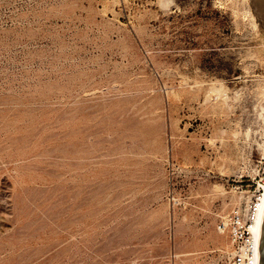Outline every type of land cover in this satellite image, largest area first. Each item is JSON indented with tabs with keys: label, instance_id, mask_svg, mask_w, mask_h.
I'll return each mask as SVG.
<instances>
[{
	"label": "rangeland",
	"instance_id": "1",
	"mask_svg": "<svg viewBox=\"0 0 264 264\" xmlns=\"http://www.w3.org/2000/svg\"><path fill=\"white\" fill-rule=\"evenodd\" d=\"M263 164L264 0H0V264H226Z\"/></svg>",
	"mask_w": 264,
	"mask_h": 264
},
{
	"label": "built area",
	"instance_id": "2",
	"mask_svg": "<svg viewBox=\"0 0 264 264\" xmlns=\"http://www.w3.org/2000/svg\"><path fill=\"white\" fill-rule=\"evenodd\" d=\"M241 190L243 199L221 215L219 232L228 233L231 249L226 264H258L259 233L264 213V164L255 179Z\"/></svg>",
	"mask_w": 264,
	"mask_h": 264
},
{
	"label": "bare ground",
	"instance_id": "3",
	"mask_svg": "<svg viewBox=\"0 0 264 264\" xmlns=\"http://www.w3.org/2000/svg\"><path fill=\"white\" fill-rule=\"evenodd\" d=\"M197 83H198V82H197ZM200 85H201V84H200ZM81 106H82V105H81ZM75 109H76V108H75ZM84 109H85V108H84ZM89 109H90V108H89ZM97 109H98V108H97ZM97 109H96V110H97ZM112 109H113V108H112ZM114 109L116 110L117 108L115 107ZM78 110H79V109H78ZM115 110H114V111H115ZM119 110H120V109H119ZM119 110H118V111H119ZM73 111H74V110H73ZM85 111H86V110H85ZM97 111H99V110H97ZM100 111H102V110H100ZM103 111H104V110H103ZM65 112H66V111H65ZM77 112H78V111H77ZM81 112H82V111H80V113H81ZM119 112H120V111H119ZM109 113H110V112H109ZM116 113H117V112H116ZM121 113H122V112H121ZM121 113H120V114H121ZM128 113H129V112H128ZM65 114H66V113H65ZM65 114H64V116H65ZM69 114H70V113H69ZM76 114H77V113H76ZM82 114H83V113H82ZM88 114H89V113H88ZM124 114H127V113H124ZM60 115H62V113H61ZM60 115H59V116H60ZM110 115H111V113H110ZM116 115H117V114H116ZM102 116H103V115H102ZM102 116H101V117H102ZM112 116H113V115H112ZM120 116H121V115H120ZM124 116H125V115H124ZM69 117H70V116H69ZM69 117H67V118H69ZM73 117H74V116H73ZM89 117H90V116H89ZM101 117H100V118H101ZM115 117H116V116H115ZM121 117H122V116H121ZM121 117H120V118H121ZM128 117L131 118L130 116H128ZM65 118H66V117H65ZM76 118H77V117H76ZM85 118H86V117H85ZM94 118H95V116H94ZM106 118H107V117H106ZM106 118H105V119H106ZM110 118H111V116H110ZM120 118H119V119H120ZM62 119H63V118H62ZM91 119H92V118H91ZM108 119H109V117H108ZM114 119H115V118H114ZM116 119H117V118H116ZM58 120H59V118H58ZM72 120H74V119H72ZM117 120H118V119H117ZM127 120H128V119H127ZM132 120H133V119H132ZM59 121H60V120H59ZM64 121H65V120L63 119V122H64ZM91 121H92V120H91ZM100 121H101V120H100ZM109 121H110V120H109ZM109 121H108V122H109ZM130 121H131V120H130ZM56 122H57V121H56ZM101 122H102V121H101ZM104 122H105V121H104ZM112 122H113V121H112ZM112 122H111V123H112ZM114 122H115V121H114ZM132 122H133V121H132ZM60 123H61V122H60ZM67 123H68V122H67ZM90 123H91V122H90ZM98 123L101 124L100 122H98ZM128 123H129V122H128ZM134 123H135V122H134ZM134 123H133V124H134ZM53 124H54V123H53ZM53 124H51V126H52ZM65 124H66V123H65ZM91 124H92V123H91ZM131 124H132V123H131ZM60 125H61V124H60ZM95 125H96V124H95ZM95 125H94V126H95ZM111 125H112V124H111ZM118 125H119V124H118ZM128 125H129V124H128ZM66 126H67V124H66ZM83 126H84V124H83ZM97 126H98V125H97ZM97 126H96V130H97ZM59 127H60V126H59ZM77 127H78V126H77ZM90 127H91V126H90ZM92 127H93V126H92ZM105 127H106V126H105ZM32 128H33V127H32ZM35 128H36V127H35ZM52 128H53V127H52ZM127 128H128V126H127ZM39 129H40V128H39ZM39 129H38V130H39ZM62 129H63V128H62ZM85 129H86V128H85ZM85 129L83 128V130H85ZM101 129H102V128H101ZM68 130H69V129H68ZM78 130H80V129H77L76 131H78ZM86 130H88V129H86ZM89 130H90V129H89ZM96 130H95V131H96ZM39 131H40V130H39ZM80 131H81V130H80ZM105 131H106V130H105ZM107 131H108V130H107ZM33 132H34V131H33ZM57 132H58V131H57ZM65 132H66V130H65ZM65 132H64V133H65ZM64 133H62L61 135H63ZM67 133H68V132H67ZM73 133H74V132H73ZM83 133H85V132H83ZM94 133H95V132H93V134H94ZM106 133H107V132H106ZM29 134H30V132H29ZM42 134H43V133H42ZM50 134H52V133L50 132ZM74 134H75V133H74ZM77 134H78V133H77ZM88 134H89V132H88ZM98 134H99V132H98ZM100 134H101V133H100ZM104 134H105V133H104ZM24 135H25V134H24ZM34 135H35V137L37 136L36 134H34ZM47 135H48V134H47ZM47 135H45V137H47ZM52 135H53V134H52ZM54 135H56V133H55ZM57 135H60V132H59V134H57ZM64 135H66V134H64ZM67 135H68V134H67ZM67 135H66V136H67ZM69 135H70V134H69ZM96 135H97V134H96ZM20 136H21V135H20ZM28 136H29V135H28ZM49 136H50V135H49ZM70 136H71V135H70ZM94 136H95V134L93 135V137H94ZM22 137H23V136H22ZM33 137H34V136H33ZM60 137H61V136H60ZM85 137H86V136H85ZM88 137H89V136H88ZM111 137H112V136H111ZM16 138H17V137H16ZM26 138H27V137H25V139H26ZM30 138H31V136H30ZM77 138H78V137H77ZM89 138H90V137H89ZM89 138H88V139H89ZM96 138H97V136H96ZM99 138H100V137H99ZM18 139H19V138H18ZM37 139H38V138H37ZM43 139H45V138H43ZM74 139H75V138H74ZM83 139H84V138H83ZM100 139H101V138H100ZM103 139H104V137H103ZM108 139H110V138H108ZM113 139H114V138H113ZM22 140H23V138H22ZM22 140H20V141H22ZM34 140H35V139H34ZM110 140H112V139H110ZM25 141H26V140H25ZM28 141H31V140H28ZM47 141H48V140H47ZM55 141H56V140H55ZM55 141H54V142H55ZM57 141H58V139H57ZM72 141H73V140H72ZM88 141H89V140H88ZM103 141L107 142L106 140H103ZM117 141H118V140H117ZM37 142H38V141H37ZM42 142H45V141H42ZM70 142H71V141H70ZM80 142H81V141H80ZM84 142H85V141H84ZM84 142H83V143H84ZM90 142H91V141H90ZM93 142H94V141H93ZM95 142H96V141H95ZM114 142H115V141H114ZM72 143H73V142H72ZM76 143H77V141H76ZM86 143H87V142H86ZM91 143H92V142H91ZM97 143H99V142H97ZM111 143H112V142H111ZM16 144H17V143H16ZM18 144H19V143H18ZM32 144H33V143H32ZM51 144H52V143H51ZM59 144H60V142H59ZM61 144H62V143H61ZM69 144H70V143H69ZM79 144H80V143H79ZM87 144H88V143H87ZM100 144H101V143H100ZM102 144H103V142H102ZM118 144H119V143H118ZM120 144H121V143H120ZM21 145H24V144H21ZM28 145H31V144H28ZM39 145H40V144H39ZM44 145H45V144H44ZM53 145H54V144H53ZM62 145H63V144H62ZM62 145H61V146H62ZM90 145H91V144H90ZM98 145H99V144H98ZM104 145H105V144H104ZM109 145H111V144H109ZM114 145H115V144H114ZM25 146L27 147V145H25ZM36 146H37V145H36ZM42 146H43V145H42ZM48 146H49V145H48ZM50 146H51V145H50ZM57 146H58V145H56V147H57ZM67 146H68V145H67ZM74 146H75V145H74ZM76 146H77V145H76ZM83 146H85V145H83ZM87 146H88V145H87ZM92 146H93V145H92ZM115 146H116V145H115ZM120 146H121V145H120ZM44 147H45V146H44ZM56 147H55V148H56ZM89 147H90V146H89ZM89 147H88V148H89ZM96 147H97V146H95L94 149H96ZM112 147H113V146H112ZM22 148H23V147H22ZM34 148H35V147H34ZM45 148H47V147H45ZM75 148H76V147H75ZM102 148H103V147H102ZM102 148H101V149H102ZM109 148H110V147H109ZM28 149H29V148H28ZM38 149H39V147H38ZM38 149H37L36 151H38ZM41 149H42V148H41ZM47 149H50V148H47ZM58 149H59V148H58ZM60 149H63V148L60 147ZM84 149H85V148H84ZM86 149H87V148H86ZM90 149H91V148H90ZM99 149H100V147H99ZM101 149H100V150H101ZM117 149H118V148H117ZM120 149H121V148H120ZM43 150H45V149H43ZM80 150H82V149H80ZM118 150H119V149H118ZM53 151H54V150H53ZM65 151H67V150H65ZM68 151L70 152L69 149H68ZM73 151L75 152L74 149H73ZM90 151H91V150H90ZM96 151H97V149H96ZM101 151H102V150H101ZM109 151H110V150H109ZM111 151H112V150H111ZM42 152H43V151H42ZM45 152H46V151H45ZM45 152H43V153H45ZM47 152H48V150H47ZM51 152H52V151H51ZM51 152H50V153H51ZM76 152H77V151H76ZM76 152H75V153H76ZM78 152H79V151H78ZM81 152H82V151H81ZM85 152H86V151H85ZM85 152H84V153H85ZM94 152H95V150H94ZM98 152H99V151H98ZM98 152H97V153H98ZM114 152H115V151H114ZM117 152H118V151H116V153H117ZM119 152H121V151H119ZM119 152H118V153H119ZM36 153H37V152H36ZM40 153H41V152H40ZM87 153H88V152H87ZM91 153H92V151H91ZM104 153H105V152H104ZM61 154L63 155V153H61ZM108 154H109V153H108ZM108 154H107V155H108ZM110 154H112V153H110ZM91 155H92V154H90V156H91ZM98 155H99V154H98ZM105 155H106V154H105ZM107 155H106V156H107ZM113 155H114V154H113ZM43 156H44V155H43ZM60 156H61V155H60ZM60 156H59V157H60ZM71 156H72V155H70L69 157H71ZM73 156H74V155H73ZM85 156H86V155H85ZM87 156H89V155L87 154ZM93 156H94V155H93ZM96 156H97V155H96ZM103 156H104V155H102V157H103ZM34 157H35V156H34ZM51 157H53V156L51 155ZM57 157H58V156H57ZM64 157H65V156H64ZM75 157H76V156H74V158H75ZM77 157H81V156H77ZM77 157H76V158H77ZM91 157H92V156H91ZM37 158H38V157H37ZM54 158H56V157H54ZM62 158H63V157H62ZM65 158H66V157H65ZM59 159H61V158H59ZM85 159H86V158H85ZM98 159H99V157H98ZM114 159H115V158H114ZM117 159H118V158H117ZM43 160H44V159H43ZM52 160H53V159H52ZM78 160H79V159H78ZM104 160H105V159H104ZM107 160H108V159H107ZM40 161H41V160H40ZM63 161H64V160H63ZM111 161H112V160H111ZM120 161H121V160H120ZM56 162H57V161H56ZM66 162H67V161H66ZM99 162H100V161H99ZM40 163H41V162H40ZM44 163H46V162H44ZM44 163H43V164H44ZM81 163H82V162H81ZM96 163H97V162H96ZM107 163H109V162H107ZM116 163H117V162H116ZM48 164L51 165V163H48ZM67 164H68V163H67ZM77 164H78V166H79V163H77ZM50 165H49V166H50ZM72 165H73V164H72ZM89 165H90V163H89ZM42 166H43V165H42ZM49 166H48V167H49ZM59 166H60V165H59ZM80 166H81V165H80ZM80 166H79V167H80ZM84 166H85V165H84ZM32 167L34 168L35 166H32ZM36 168H38V170H39V167H36ZM56 168H57V167H56ZM68 168H69V167H68ZM44 169H45V168H44ZM49 169H50V168H49ZM41 170H42V169H41ZM77 170H78V169H77ZM45 171H46V170H45ZM48 171H49V170H48ZM53 171H54V170H52V172H53ZM55 172H56V171H55ZM63 172H64V171H63ZM38 173H39V172H38ZM46 174H47V173H46ZM47 175H48V174H47ZM49 175H50V174H49ZM49 175H48V176H49ZM59 175H60V174H59ZM50 176H51V175H50ZM54 176L56 177V175H54ZM52 178H53V177H52ZM52 178H51V179H52ZM54 179H55V178H54ZM41 180H42V179H41ZM56 180H57V179H56ZM51 182H52V181H51ZM46 183H47V182H46ZM55 186H57V185H55ZM55 186H54V187H55ZM50 188H51V187H50ZM56 188H57V187H56ZM214 188L216 189V187H214ZM214 188H213V189H214ZM60 189H61V188H60ZM73 189H74V188H73ZM76 189H77V187H76ZM78 189H79V188H78ZM83 189H84V188H83ZM88 189H89V188H88ZM92 189H93V188H92ZM92 189H91V190H92ZM40 190H41V189H40ZM51 190H52V188H51ZM61 190H62V189H61ZM80 190H81V189H80ZM221 190H222V189H221ZM221 190H220V191H221ZM23 191H24V190H23ZM55 191H56V190H55ZM55 191H54V192H55ZM57 191H58V190H57ZM62 191H64V190H62ZM62 191H61V192H62ZM68 191H69V189H68ZM73 191H74V190H73ZM77 191H79V190H77ZM87 191H88V190H87ZM93 191H94V190H93ZM215 191H217V190H215ZM220 191H219V192H220ZM39 192H40V191H39ZM64 192H66V191H64ZM71 192H72V191H71ZM80 192H81V191H80ZM219 192H218V193H219ZM21 193H22V192H21ZM37 193H38V192H37ZM40 193H41V192H40ZM45 193H46V191H45ZM52 193H53V192H52ZM62 193H63V192H62ZM73 193H74V192H73ZM93 193H96V192H93ZM220 193H222V192H220ZM24 194H25V193H24ZM34 194H35V193H34ZM49 194H51V193L49 192ZM68 194H69V193H68ZM40 195H41V194H40ZM45 195H46V194H45ZM47 195H48V194H47ZM60 195H61V193H60ZM75 195H76V194H75ZM87 195H88V194H87ZM92 195H93V194H92ZM35 196H36V194H35ZM51 196H52V195H50V197H51ZM64 196H65V195H64ZM93 196H94V195H93ZM18 197H19V196H18ZM26 197H27V196H26ZM30 197H31V196H30ZM37 197H38V196H37ZM41 197H42V196H40V199H43V198H41ZM47 197H48V196H47ZM54 197H55V196H54ZM65 197H68V196H65ZM82 197H83V194H82ZM88 197H89V195H88ZM15 198H16V197H15ZM27 198H29V197H27ZM48 198H49V197H48ZM48 198H46V199H48ZM51 198H52V197H51ZM56 198L58 199V197H56ZM71 198H72V197H71ZM78 198H79V195H78ZM83 198H84V197H83ZM83 198H81V199H83ZM91 198H94L93 200H96L95 197H91ZM97 198H98V197H97ZM22 199H23V198L21 197V200H22ZM30 199H31V198H30ZM38 199H39V198H38ZM74 199H75V198H74ZM81 199H80V200H81ZM18 200H19V199H18ZM24 200H25V199H24ZM24 200H23V201H24ZM27 200H28V199H27ZM34 200H36V199H34ZM69 200H70V199H69V197H68V201H69ZM88 200L90 201V199H88ZM19 201H20V200H19ZM43 201H44V200H43ZM66 201H67V199H66ZM75 201H76V200H75ZM86 201H87V200H86ZM237 201H238V200H237ZM21 202H22V201H21ZM31 202L33 203V201H31ZM34 202H35V201H34ZM47 202H48V201H47ZM53 202H54V201H53ZM55 202H56V200H55ZM57 202H58V201H57ZM91 202H92V200H91ZM25 203H26V202H25ZM32 203H31V204H32ZM50 203H51V202H50ZM67 203H69V202H67ZM79 203H80V202H79ZM20 204H21V203H20ZM33 204H35V203H33ZM33 204H32V205H33ZM39 204H40V203H39ZM44 204H45V203H44ZM52 204H53V203H52ZM59 204H61V203H59ZM97 204H98V203H97ZM97 204H96V205H97ZM21 205H22V204H21ZM23 205H24V204H23ZM28 205H29V204H28ZM50 205H51V204H50ZM53 205H54V204H53ZM61 205H63V204H61ZM79 205L81 206V204H79ZM83 205H84V204H83ZM87 205H88V204H87ZM93 205H94V204H93ZM233 205H234V203H233ZM25 206H26V205H25ZM29 206H30V205H29ZM29 206H26V207H29ZM40 206H41V205H40ZM45 206H46V205H45ZM64 206H65V205H64ZM64 206H61V208L64 207ZM69 206H70V204H69ZM91 206H92V205H91ZM99 206H100V205H99ZM21 207H22V206H21ZM30 207H31V206H30ZM65 207H66V206H65ZM92 207H93V206H92ZM61 208H60V211H61ZM70 208H71V206H70ZM79 208H80V207H79ZM22 209H23V208H22ZM24 209H25V208H24ZM27 209H28V208H27ZM65 209H66V208H65ZM65 209H63V210H65ZM88 209H89V208H88ZM96 209H97V208H96ZM98 209H99V208H98ZM20 210H21V209H20ZM31 210H32V209H31ZM37 210H38V209H37ZM47 210H49V209H47ZM55 210H56V209H55ZM71 210H72V209H71ZM91 210H92V209H91ZM23 211H24V210H23ZM29 211H30V208H29ZM32 211H33V210H32ZM38 211H39V210H38ZM66 211H67V210H66ZM69 211H70V210H69ZM49 212H50V211H48V213H49ZM52 212H53V211H52ZM92 212H93V210L91 211V213H92ZM94 212H95V211H94ZM96 212H97V211H96ZM22 213H23V212H22ZM54 213H55V212H54ZM61 213H62V212H61ZM80 213H81V212H80ZM84 213H85V212H84ZM87 213H88V212H87ZM24 214H25V212H24ZM30 214H31V213H30ZM30 214H27V215H30ZM44 214H46L45 211H44ZM66 214H67V213H66ZM93 214H94V213H93ZM50 215H52V214H50ZM67 215H68V214H67ZM73 215H74V214H73ZM80 215H81V214H80ZM91 215H92V214H91ZM21 216H22V215H21ZM52 216L54 217V214H53ZM52 216H50V217H52ZM58 216H59V214H58ZM58 216L56 215L55 217H58ZM60 216H63V214H61ZM65 216H66V215H65ZM75 216H76V215H75ZM28 217H29V216H28ZM32 217H33V216H32ZM48 217H49V216H48ZM53 217H52V218H53ZM55 217H54V218H55ZM68 217H69V216H68ZM80 217H81V216H80ZM17 218H18V217H17ZM22 218H23V217H22ZM33 218H34V217H33ZM52 218H51V221H52ZM54 218H53V219H54ZM58 218H59V217H58ZM70 218H71V217H70ZM78 218H79V217H78ZM34 219H35V218H34ZM38 219H39V218H38ZM38 219L36 220L37 222H38ZM48 219H49V218H48ZM56 219H57V218H55L54 220H56ZM73 219H74V218H73ZM75 220H76V219H75ZM67 221H68V220H67ZM67 221H66V222H67ZM26 222H27V221H26ZM29 222H30V221H29ZM31 222H32V221H31ZM31 222H30V223H31ZM34 222H35V220H34ZM37 222H36V223H37ZM39 222H40V221H39ZM39 222H38V223H39ZM42 222H43V221H42ZM45 222H46V221H45ZM54 222H56V221H53V223H54ZM71 222H72V221H71ZM71 222H69V223H71ZM76 222H80V221H76ZM46 223H48V222H46ZM69 223H68V225H69ZM72 223H73V222H72ZM72 223H71V224H72ZM19 224H20V223H19ZM23 224H24V223H23ZM41 224H42V223H41ZM50 224H51V223H50ZM62 224H63V223H62ZM65 224H66V223L64 222L63 225H65ZM71 224H70V225H71ZM30 225H31V224H30ZM30 225L26 223V227H27V226H30ZM33 225H35V224H33ZM45 225H46V224H45ZM76 225H77V224H76ZM18 226H19V225H18ZM24 226H25V225H23V227H24ZM43 226H44V225H43ZM50 226H51V225H50ZM40 227H42V225H41ZM47 227H48V226H47ZM65 227H66V226H65ZM68 227H69V226H68ZM70 227H71V226H70ZM20 228H21V227H20ZM20 228H19V229H20ZM27 228H28V227H27ZM43 228H44V230H45L46 227H43ZM43 228H42V229H43ZM57 228H58V227H57ZM61 228H62V230H63V227H61ZM61 228H60V229H61ZM24 229H25V228H24ZM24 229H23V230H24ZM38 229H39V228H38ZM54 229H55V228H54ZM65 229H66V228H65ZM67 229H68V228H67ZM16 230H17V229H16ZM21 230H22V229H21ZM36 230H37V229H36ZM39 230H40V229H39ZM46 230H47V229H46ZM24 231H25V230H24ZM28 231H29V230H28ZM56 231H58V230H56ZM32 232H34L33 229H32ZM39 232H40V231H39ZM21 233H22V232L20 231V234H21ZM23 233H25V232H23ZM23 233H22V234H23ZM30 233H31V232H30ZM30 233H29V234H30ZM35 233H36V232H35ZM17 234H19V232H18ZM26 234H27V232H26ZM225 234H226V233H225ZM14 235H15V234H14ZM27 235H28V234H27ZM27 235H26V236H27ZM32 235H34V234L32 233ZM29 236H30V235H29ZM219 237H220V236H219ZM20 238H21V236H20ZM20 238H18V239H20ZM215 238H216V236H215ZM222 238H223V237H222ZM224 238H225V237H224ZM224 238H223V239H224ZM16 239H17V238H16ZM219 241H220V240H219ZM160 243H161V242H160ZM163 244H164V243H163ZM223 244H224V243H223ZM156 247H157V246H156ZM160 248H162V247H160ZM165 248H166V247H165ZM222 248H223V247H222ZM154 249H155V248H154ZM157 249H159V248H157ZM223 249H225V248H223ZM226 250H227V249H226ZM29 251H31V250H29ZM33 251H34V250H33ZM35 251H36V250H35ZM38 251H39V250H38ZM38 251H37V252H38ZM44 251H45V249H44ZM42 252H43V251H42ZM158 252H159V251H158ZM160 252H161V251H160ZM226 252H227V251H226ZM27 253H28V252H27ZM35 253H36V252H35ZM38 253H39V252H38ZM146 253H147V252H146ZM154 253H155V252H154ZM24 254H25V253H24ZM24 254H23V255H24ZM140 254H141V253H140ZM163 254H164V253H163ZM29 255H30V253H29ZM38 255H40V254H38ZM155 255H156V254H155ZM155 255H154V256H155ZM19 256H20V255H19ZM25 256H26V255H25ZM25 256H24V257H25ZM27 256H28V255H27ZM27 256H26V257H27ZM34 256H35V254H34ZM146 256H147V255H146ZM156 256H157V255H156ZM36 257H37V256H36ZM39 257H40V256H39ZM148 257H149V256H148ZM160 257H161V256H160ZM140 258H141V257H140ZM21 259H23V258H21ZM25 260H26V259H25ZM142 260H143V259H142ZM150 260L152 261V259H150ZM153 260H154V259H153ZM158 260H159V259H158ZM22 261H24V259H23ZM148 261H149V260H148ZM154 261H155V260H154ZM156 261H157V260H156ZM160 261H161V260H160ZM20 262H21V261H20ZM16 263H17V260H16ZM146 263H147V262H146ZM143 264H144V263H143Z\"/></svg>",
	"mask_w": 264,
	"mask_h": 264
},
{
	"label": "water",
	"instance_id": "4",
	"mask_svg": "<svg viewBox=\"0 0 264 264\" xmlns=\"http://www.w3.org/2000/svg\"><path fill=\"white\" fill-rule=\"evenodd\" d=\"M258 264H264V213L259 233V260Z\"/></svg>",
	"mask_w": 264,
	"mask_h": 264
}]
</instances>
